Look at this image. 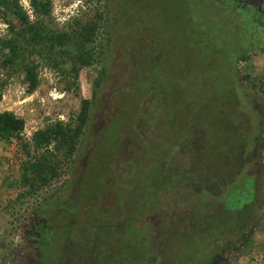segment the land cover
<instances>
[{
    "label": "rangeland",
    "instance_id": "obj_1",
    "mask_svg": "<svg viewBox=\"0 0 264 264\" xmlns=\"http://www.w3.org/2000/svg\"><path fill=\"white\" fill-rule=\"evenodd\" d=\"M50 2L58 29L101 14L96 60L75 71L56 57L31 95L24 68H0V113L24 121L23 142L70 123L84 100L90 116L70 164L35 194L19 185L25 151L0 141V264L23 261L33 213L57 224L42 264H264L261 18L230 0ZM20 4L33 19L29 0ZM9 23L0 17V40ZM100 221L119 243L105 259L92 252ZM228 244L237 251L215 263Z\"/></svg>",
    "mask_w": 264,
    "mask_h": 264
},
{
    "label": "trees",
    "instance_id": "obj_2",
    "mask_svg": "<svg viewBox=\"0 0 264 264\" xmlns=\"http://www.w3.org/2000/svg\"><path fill=\"white\" fill-rule=\"evenodd\" d=\"M29 5L33 19L23 10L20 0H0V17L16 22L9 23L8 38L0 40V68L19 72L24 68L27 92L31 95L39 85L37 70L55 64L56 57L69 58L75 71L93 66L96 59L92 45L102 16L97 12L91 20L73 19L58 29L51 18L50 0H29ZM89 116L90 102L84 100L70 123L57 122L35 132L29 142H23L24 121L11 112L0 113V141H15L28 156L22 163L21 187L35 194L60 178L72 161Z\"/></svg>",
    "mask_w": 264,
    "mask_h": 264
},
{
    "label": "flooded vegetation",
    "instance_id": "obj_3",
    "mask_svg": "<svg viewBox=\"0 0 264 264\" xmlns=\"http://www.w3.org/2000/svg\"><path fill=\"white\" fill-rule=\"evenodd\" d=\"M230 2H231L230 4L234 6L235 8H237V10L243 11L245 13L249 12L253 14V21L255 20V18L260 17L261 20L258 21V23L259 25L261 24L262 30L264 31V0H230ZM245 193L247 195V198H249V201H248L249 205L250 204L253 205L252 199L255 193L253 180L248 181V185L245 189ZM238 197L241 199L244 198V196L241 195V192H238ZM244 211L247 213L248 209ZM69 212L70 210H68L67 213L65 212L66 216H68ZM56 225L57 224H54L55 228H57ZM100 226H103V236L99 238L98 247L93 248L92 252L96 251V254H103V257H104L103 259H105L108 255H113V253L116 252L117 246L119 245V243L116 238L115 246L114 247L112 245L110 246L108 244V239L110 238L109 232L112 230L107 225L102 224L101 221H100ZM54 227L52 226L47 227L46 220L40 218L38 213H33L31 223L29 225H26V227L23 230L22 244L20 248L21 252H19L20 254L15 257L16 259L19 258L23 261H21L20 263L14 262L13 264H42L44 260L43 241L45 240L46 232L49 229H52ZM118 229H119V226H118ZM114 232L115 231H112L111 233L113 240H115V236L113 235ZM122 232L123 231H121V233ZM247 234L249 233L247 232L246 235ZM240 242L242 243V239L240 240ZM81 244L83 245V243ZM229 251H232L234 253L235 251H237V248H232V246L229 244L224 246L219 251V253H217L216 256L214 257L213 259L214 262L216 263L218 261L219 262L223 261L224 257L226 256V253ZM135 262H136V259H135ZM135 262L133 264H135Z\"/></svg>",
    "mask_w": 264,
    "mask_h": 264
}]
</instances>
